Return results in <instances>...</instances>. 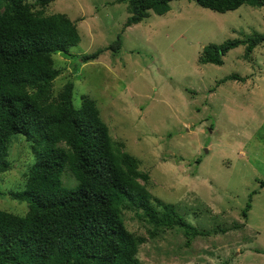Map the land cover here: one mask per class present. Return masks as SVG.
Instances as JSON below:
<instances>
[{
    "label": "rangeland",
    "instance_id": "1",
    "mask_svg": "<svg viewBox=\"0 0 264 264\" xmlns=\"http://www.w3.org/2000/svg\"><path fill=\"white\" fill-rule=\"evenodd\" d=\"M168 6L121 32L124 2L53 0L44 14L74 21L79 41L67 54L52 55L60 73L51 92L71 82L74 107L82 96L92 100L110 139L139 161L148 193L203 232L188 246L175 229L149 239L148 226L123 212L126 230L145 240L139 264H264V42L248 58L244 46L228 51L220 66L197 61L209 43L264 34V8L242 5L219 14L187 0ZM117 35V51L81 62ZM230 74L243 81L219 83ZM12 139L9 169L0 174V210L23 215L25 203L1 195L20 189L33 161L23 137Z\"/></svg>",
    "mask_w": 264,
    "mask_h": 264
},
{
    "label": "trees",
    "instance_id": "2",
    "mask_svg": "<svg viewBox=\"0 0 264 264\" xmlns=\"http://www.w3.org/2000/svg\"><path fill=\"white\" fill-rule=\"evenodd\" d=\"M52 1L0 0V174L9 169L8 146L15 135L28 143L33 159L20 189L1 193L25 203L27 210L23 215L0 210V264H139L136 254L145 240L126 230L123 212H132L148 226L149 239L175 229L188 246L203 232L172 204L148 193V177L139 170V161L110 139L95 103L82 96L74 107L71 82L52 94L60 73L53 68L52 55L67 54L79 41L74 21L64 14H44ZM172 1L116 0L126 4L128 13L121 32L147 18L149 11L165 14ZM187 1L219 14L242 5L264 8V0ZM263 42L264 34L252 32L209 43L197 61L220 66L238 46H244L248 58ZM120 43L117 35L104 49L80 60L93 61L105 50L114 53ZM228 80L243 81L230 74L219 83ZM65 177L73 184L65 183ZM254 193L240 212L243 221Z\"/></svg>",
    "mask_w": 264,
    "mask_h": 264
}]
</instances>
